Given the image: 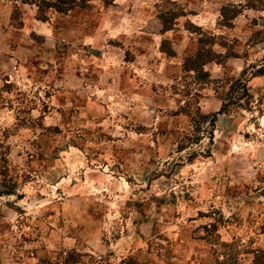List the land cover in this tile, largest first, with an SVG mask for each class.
<instances>
[{
	"label": "rangeland",
	"instance_id": "1",
	"mask_svg": "<svg viewBox=\"0 0 264 264\" xmlns=\"http://www.w3.org/2000/svg\"><path fill=\"white\" fill-rule=\"evenodd\" d=\"M106 2L0 0V264H252L264 0Z\"/></svg>",
	"mask_w": 264,
	"mask_h": 264
},
{
	"label": "trees",
	"instance_id": "2",
	"mask_svg": "<svg viewBox=\"0 0 264 264\" xmlns=\"http://www.w3.org/2000/svg\"><path fill=\"white\" fill-rule=\"evenodd\" d=\"M60 1V0H59ZM114 0H108V2H106V4H112V2H113ZM41 21H43V20H41ZM169 29V28H168ZM168 29H166V30H168ZM168 56H172L171 54H168ZM204 56H206L205 55V53L204 54H202L200 51H198L197 52V54H196V59H197V61H199L201 58H203ZM194 58V59H195ZM188 70H191L192 72H194V70L195 69H193V68H191V66L188 68ZM237 84L240 86V87H242V94L241 95H239V93H237L236 91H235V84H233V85H231L230 86V89H229V91L226 93V95L224 96L225 98H223L222 100H221V103H220V106H219V109L215 112V113H213L211 116H210V121H209V123H210V125H211V127H213L214 126V124H215V122H216V119H217V117L219 116V115H224V114H227V113H229L230 112V104L231 105H235V106H239L240 104H239V101H241V99L242 100H246L247 98L246 97H248V93H247V88H246V84H241V82H239V81H237ZM237 89V88H236ZM204 120L205 119H207V118H203ZM10 195V194H9ZM222 245V247L224 248V249H227V248H229L230 246L229 245H227V244H221ZM237 256H238V254L237 253H235V254H233V258L230 260V262L232 263V264H236V259H237ZM222 264H224V262H222ZM252 264H264V251L263 250H258V251H255L254 253H253V260H252Z\"/></svg>",
	"mask_w": 264,
	"mask_h": 264
},
{
	"label": "crops",
	"instance_id": "3",
	"mask_svg": "<svg viewBox=\"0 0 264 264\" xmlns=\"http://www.w3.org/2000/svg\"><path fill=\"white\" fill-rule=\"evenodd\" d=\"M27 21L29 22V21H30V19H27ZM42 25H43V24H41V26H42ZM25 26H26V28H29V26H30V25H29V26H27V24H26ZM31 26H33L35 30H37V28H38V29H40V28L38 27V24H34V25H31ZM43 27H44V28H46L45 26H43ZM26 28H24V29H23V31H25V29H26ZM172 51H174V50H172ZM31 52H32V50H31V49H30V50H28V54H27V55H28V57H30L29 55H30V53H31Z\"/></svg>",
	"mask_w": 264,
	"mask_h": 264
}]
</instances>
